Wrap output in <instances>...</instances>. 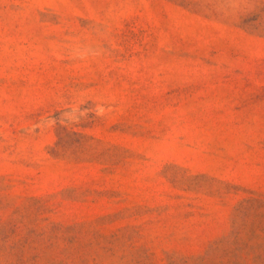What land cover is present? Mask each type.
<instances>
[{
	"label": "rangeland",
	"instance_id": "obj_1",
	"mask_svg": "<svg viewBox=\"0 0 264 264\" xmlns=\"http://www.w3.org/2000/svg\"><path fill=\"white\" fill-rule=\"evenodd\" d=\"M0 264H264V0H0Z\"/></svg>",
	"mask_w": 264,
	"mask_h": 264
}]
</instances>
